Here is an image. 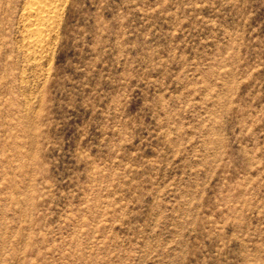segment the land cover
I'll use <instances>...</instances> for the list:
<instances>
[{
    "label": "rangeland",
    "instance_id": "obj_1",
    "mask_svg": "<svg viewBox=\"0 0 264 264\" xmlns=\"http://www.w3.org/2000/svg\"><path fill=\"white\" fill-rule=\"evenodd\" d=\"M27 2L0 0V264H264V0H67L38 54Z\"/></svg>",
    "mask_w": 264,
    "mask_h": 264
},
{
    "label": "bare ground",
    "instance_id": "obj_2",
    "mask_svg": "<svg viewBox=\"0 0 264 264\" xmlns=\"http://www.w3.org/2000/svg\"><path fill=\"white\" fill-rule=\"evenodd\" d=\"M65 1L67 0H28L26 7H23L25 10H22V16L27 26L26 44L35 54L44 53L55 39L53 32L58 26Z\"/></svg>",
    "mask_w": 264,
    "mask_h": 264
}]
</instances>
